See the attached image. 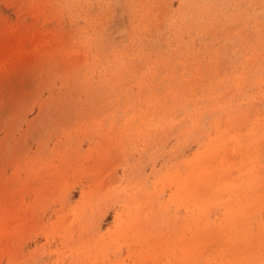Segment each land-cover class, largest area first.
<instances>
[{"label":"rangeland","instance_id":"obj_1","mask_svg":"<svg viewBox=\"0 0 264 264\" xmlns=\"http://www.w3.org/2000/svg\"><path fill=\"white\" fill-rule=\"evenodd\" d=\"M0 264H264V0H0Z\"/></svg>","mask_w":264,"mask_h":264}]
</instances>
